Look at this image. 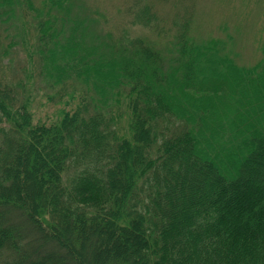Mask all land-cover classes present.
I'll return each mask as SVG.
<instances>
[{
    "label": "trees",
    "instance_id": "16d2710c",
    "mask_svg": "<svg viewBox=\"0 0 264 264\" xmlns=\"http://www.w3.org/2000/svg\"><path fill=\"white\" fill-rule=\"evenodd\" d=\"M128 12L120 31L77 0H0L65 107L35 124L0 80V264H264V38L240 65L188 15Z\"/></svg>",
    "mask_w": 264,
    "mask_h": 264
},
{
    "label": "rangeland",
    "instance_id": "374dc122",
    "mask_svg": "<svg viewBox=\"0 0 264 264\" xmlns=\"http://www.w3.org/2000/svg\"><path fill=\"white\" fill-rule=\"evenodd\" d=\"M77 1L84 3L86 9L93 15L100 14V12L109 14L110 17L106 20L108 21L106 23L108 28L121 31L124 26H129L128 22L131 20V16H129L128 11L136 0ZM145 1L153 3L154 7L166 19L165 25L170 27L171 33L178 31L174 23L171 25L172 19L176 16L179 17V15L181 18L188 15L187 19H190L194 26L195 24L199 26L198 36L202 35L201 37L204 38L217 37L224 40L232 37L236 44L233 47L237 54L235 58L240 65L256 64L262 57L259 46L264 38V0ZM31 15L33 16L32 12H25L24 22L31 21ZM15 19L4 24L0 22V80L13 86L21 100L30 102L29 108L35 124H48L60 118L61 111L65 109L64 102L58 101V99L50 101L48 96L52 93L48 95V89L41 80L36 79V76L34 77V72L32 70L30 73L29 71H22L24 66L28 65L29 59L21 45V38L17 35L19 30L16 27L17 21ZM131 29L135 35L136 33L140 34L139 30L142 28L132 27ZM26 30L29 32V27L26 26ZM141 31V34L146 33L157 43H165L169 40V35L171 36L167 32L159 34V32L150 29ZM27 38L28 41H33L30 40V37L27 36ZM13 43L15 45H12ZM6 49L8 53L4 54ZM108 252L111 253L112 251L109 250Z\"/></svg>",
    "mask_w": 264,
    "mask_h": 264
}]
</instances>
